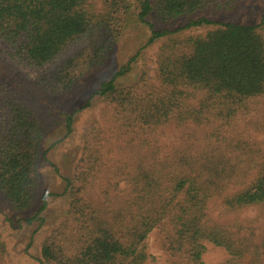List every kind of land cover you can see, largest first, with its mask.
Returning <instances> with one entry per match:
<instances>
[{
    "label": "trees",
    "instance_id": "1",
    "mask_svg": "<svg viewBox=\"0 0 264 264\" xmlns=\"http://www.w3.org/2000/svg\"><path fill=\"white\" fill-rule=\"evenodd\" d=\"M241 1L0 0V62L45 67L34 79L51 94L102 64L132 28H148L145 45L161 40L157 87L144 76L116 83L122 67L96 90L102 123L89 122L40 264H148L153 230L169 264H205L206 243L227 254L215 264H264V222L209 213L217 201L232 210L264 203V139L251 132L264 135V36L257 25L201 14ZM152 15L185 21L155 29ZM201 25L214 26L183 33ZM72 45L77 51L58 61ZM71 124L67 115V133ZM43 133L35 110L0 77V193L15 210L33 202ZM7 254L0 237V264Z\"/></svg>",
    "mask_w": 264,
    "mask_h": 264
},
{
    "label": "rangeland",
    "instance_id": "2",
    "mask_svg": "<svg viewBox=\"0 0 264 264\" xmlns=\"http://www.w3.org/2000/svg\"><path fill=\"white\" fill-rule=\"evenodd\" d=\"M201 14L219 22L257 25L264 36V0H242L229 12L208 11ZM150 21L155 29L173 30L183 25L185 17L161 23L152 15ZM213 26L192 27L183 30V33H202ZM148 34L146 26L128 30L102 64L88 69L70 88L56 94L42 90L34 79L45 67L25 68L8 63L2 58L1 79L35 110L44 129L38 148L37 187L32 204L25 210H15L0 193V237L6 244L7 264H40V246L43 240L64 217L67 208L61 195L65 186L64 180L73 175L89 122L102 123L101 112L105 105L96 94L100 83L110 79L123 67V73L115 79L116 83L135 85L144 76L157 87L155 57L161 40L145 45ZM77 49L75 45L70 46L60 55L58 61L64 60ZM67 115L72 116L69 133L65 127ZM251 132L256 139H264L263 133ZM169 142L170 139H167V143ZM44 202L45 207L41 209ZM209 213L224 223L238 220L261 225L264 222V203L232 210L217 201L211 203ZM31 217L32 220L28 221ZM146 242L148 252L154 257L148 264H169L170 259L164 251L163 240L157 230L148 234ZM226 257L227 254L221 248L206 243L205 264H215Z\"/></svg>",
    "mask_w": 264,
    "mask_h": 264
}]
</instances>
